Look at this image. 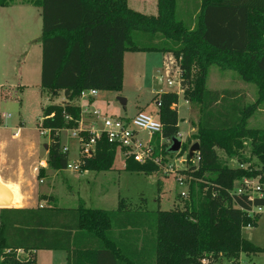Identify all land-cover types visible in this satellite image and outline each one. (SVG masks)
Instances as JSON below:
<instances>
[{
	"label": "trees",
	"instance_id": "trees-1",
	"mask_svg": "<svg viewBox=\"0 0 264 264\" xmlns=\"http://www.w3.org/2000/svg\"><path fill=\"white\" fill-rule=\"evenodd\" d=\"M15 3L0 0V6ZM20 3L39 7L43 18L41 91L51 99L64 94L62 103L42 107L40 127L49 130L48 163L52 169L68 168L70 155L62 149L61 131L79 125L81 92L91 88L123 90L127 51L175 56L188 88L186 98L201 111L194 134L201 148L198 164L188 169L190 198L182 207L153 214L82 203L67 208L1 207V264H32L38 249L65 250L67 264H200L203 257L218 259L220 254L232 257L264 251L242 234L244 227L258 224L261 214H250L249 209L264 206V195L251 200L231 192L246 177L260 176L264 182V128L248 126V119L264 101V0H201L192 31L176 16L177 0H158L156 15L133 9L128 0ZM196 54L200 72L191 93ZM213 63L235 69L244 81L255 83L258 99L244 106L238 100L244 97L240 90L208 88L207 70ZM178 100L174 90L158 95V118L168 139L180 132ZM244 138L251 140L252 155L260 165L221 166L217 150L235 156V148L244 146ZM191 145V139L186 140L178 153ZM162 146L164 153L177 154L168 151L170 144ZM117 150L116 144L101 138L95 152L83 158L82 169L111 170ZM187 159L192 163L189 154ZM130 160L136 166L127 168L146 173L159 169L154 162ZM18 248L30 252L27 261L17 258Z\"/></svg>",
	"mask_w": 264,
	"mask_h": 264
},
{
	"label": "rangeland",
	"instance_id": "rangeland-1",
	"mask_svg": "<svg viewBox=\"0 0 264 264\" xmlns=\"http://www.w3.org/2000/svg\"><path fill=\"white\" fill-rule=\"evenodd\" d=\"M22 1L16 0L14 5L0 6V156L7 153L12 158V169L15 175L21 165L25 167V174L35 190L34 199L30 201V204L31 202L36 204L39 197L38 191L52 182L51 178L43 179L42 182L40 179L50 173L58 172L54 182V193L58 199L56 205L59 207L78 205V191L79 195L86 199L87 206L95 208L117 210L121 201L120 208L123 210L153 214L158 210L170 209L177 205L184 206L186 200L190 198V179L187 176H184L186 184L185 181L182 183L179 181L176 173H165L163 169L146 173L127 168L135 167L136 164L119 149L115 153L112 168L109 171H88L87 169L77 171L73 168L54 170L49 166L50 137L48 133H42L40 127L43 120L42 107L51 103H62L64 94L61 93L59 97L51 99L47 93L41 91L42 43L38 47L37 43L41 41L42 15L38 7L20 3ZM128 4L133 9L146 14L158 13V0H128ZM200 7L201 0H177L176 16L190 31L195 27V16L200 11ZM197 58L196 54V60L192 65L194 83L190 88L191 93L194 91L200 72ZM168 61V57L159 51L127 52L123 90L121 92L99 90L93 102V109L97 107L109 116L118 117L133 115L137 110L142 109L158 117L157 102L160 89L178 90L177 86L168 85V78L164 71ZM207 72L208 87L239 88L245 93L244 97L238 99L244 106L258 99V86L255 83L247 84L243 81L237 70L223 69L213 63L208 67ZM119 97L126 99L125 105L121 103ZM80 99L82 105L90 101L88 97ZM186 99L185 93L179 91L178 113L182 125L181 131L184 134L183 142L191 134L190 128L194 125L199 126L201 114L200 108L192 101L188 103ZM229 99L230 97H227L226 101ZM190 115H192L191 126L188 123ZM19 126L21 131L18 136H15L14 133ZM248 126L264 128V101L248 119ZM61 141L62 145H68L70 162L75 164V160L80 158L78 139L71 135L70 129H64L61 131ZM243 141L245 144L242 148H235L237 153L235 156H230L222 149L217 150L221 166L260 165L257 156L252 155L251 140L244 138ZM189 149L181 152L182 154L165 156L164 163H174L179 174H188L189 166L198 163V160L194 158L192 163L188 162ZM160 152L159 147L156 154ZM43 157L47 158V167L38 171L40 178L29 165L40 162ZM240 158H244L245 161L239 160ZM66 179L69 181L67 182ZM242 234L254 244L264 248V213L261 214L256 226L244 227ZM36 252L37 264H67L65 251L38 249ZM233 260L242 264H264V251L251 254L243 252L232 257L220 254L214 264H229Z\"/></svg>",
	"mask_w": 264,
	"mask_h": 264
},
{
	"label": "built area",
	"instance_id": "built-area-1",
	"mask_svg": "<svg viewBox=\"0 0 264 264\" xmlns=\"http://www.w3.org/2000/svg\"><path fill=\"white\" fill-rule=\"evenodd\" d=\"M169 59L167 65L164 67L166 76L168 78V85L177 86L179 91L186 92L185 86L183 84V71L178 60L173 54L167 53ZM97 89H85L81 92V97L93 98L98 94ZM175 91V90H174ZM162 91L158 93L160 95ZM189 103V100L186 99ZM160 105V102H157ZM178 108V103L176 104ZM92 119L87 124L84 120L79 121V125L75 128H71V135L77 138L80 144V158L75 160V164L69 161L68 168H73L77 171H83L82 165L84 163V157L92 155L97 147L98 141L106 137L109 142L116 144L119 150H122L127 158H132L140 163L154 162L163 172H174L178 175L179 181L182 183L185 181V177L191 180L189 173H178L174 163L166 162L164 163L165 156L169 157V154L164 153L163 144H171L172 140L166 138L163 135V123L158 117L153 116L150 113L140 110L133 116H109L102 112L101 109L95 108L91 112ZM10 116V115H7ZM21 131V126L17 128L14 133L18 136ZM49 130L42 128V133L46 134ZM146 134V135H145ZM179 138L183 139V134L181 132L177 135ZM159 139V140H158ZM145 140L147 142H145ZM160 147L161 152L156 154L157 149ZM63 151L69 152L68 145H62ZM199 152V151H198ZM195 153L194 158L199 162V154ZM188 156V155H187ZM188 160V159H187ZM181 162L184 163L183 160ZM198 164V163H197ZM242 166V165H241ZM250 178L246 177L242 182L236 186L231 192L239 195H247L249 199L254 200L256 196L264 195V182H262L261 177ZM184 179V180H183ZM186 183V181H185ZM187 184V183H186ZM183 194L185 192L183 191ZM250 214H263L264 206H253L249 209ZM16 256L18 259L23 261L24 257L27 260L30 258V252L25 251L23 248H18L16 250ZM3 258H0V264ZM26 260V261H27ZM214 257H203L200 264H214ZM32 264H37L34 261ZM229 264H242L238 261H231Z\"/></svg>",
	"mask_w": 264,
	"mask_h": 264
},
{
	"label": "crops",
	"instance_id": "crops-1",
	"mask_svg": "<svg viewBox=\"0 0 264 264\" xmlns=\"http://www.w3.org/2000/svg\"><path fill=\"white\" fill-rule=\"evenodd\" d=\"M39 10H40V8H39ZM40 13H41V10H40ZM42 23H43V18H42ZM40 43H41V41H39L37 43V47L41 46ZM127 52H129V51H127ZM127 52L125 53V56H124V80H125V75H126L125 59H126ZM133 52H138V51H133ZM141 52L151 53L153 51H141ZM162 54L167 56V53H163L162 52ZM246 83L249 84V82H246ZM208 88H210V87H208ZM210 89H225V88H210ZM232 89L240 90L239 88H232ZM160 90H162V89H160ZM162 91H167V90H162ZM241 93H244V92L241 91ZM80 100L81 99H79L78 102H79V104L81 106V109H82V120H84V123L87 124L92 119L91 112L93 111V107H94L93 106L94 105L93 102L95 100V97L89 98L90 101L86 105H82L80 103ZM95 108H97V107H95ZM140 110H142V109L137 110V112L140 111ZM135 114H133V115H135ZM133 115H127V116H133ZM191 116L192 115H190L189 120H188V123H189L190 126L192 124L191 123L192 121H190ZM179 126H180V132L183 134V132L181 131L182 125H181V121H180V116H179ZM197 130H198V125L197 126L194 125V126H192L190 128L191 134L188 136V139L189 138L191 139L192 144L194 142L198 141V140H196L195 138L192 137L195 134L194 132L197 131ZM183 137H184V134H183ZM12 163H13V160L7 153H4V155L0 156V182L3 183L11 192V203L8 206H0V208L1 207L57 206L56 203H57L58 199H57V197H56V195L54 193V189H55L54 188V185H55L54 182L56 181V177L58 176L57 175L58 172L50 173L48 176H44V177H42V179H40V181L42 182L43 179L46 180L48 178L49 179L51 178L52 182L49 183L46 188H42V190L40 189L38 191V196L39 197H38V200H37L36 204H34L33 202H31V204H30V201H32L34 199V195H35L34 191L35 190L32 187V183L29 181V179L27 177V174H25V167H23L21 165L20 166V170L15 175V173H14V171L12 169ZM29 167H31L33 172H35L41 178V176L38 174V171L41 168L44 169V168L47 167V158L43 157V159L40 162H35L34 164L30 163ZM88 171H93V170H88ZM66 181L68 182L69 179H66ZM6 193L4 191H0V201H2L3 199H5L7 197ZM79 194H80V192L78 191L77 196H79L78 197L79 198L78 199L79 203H78V205H74L73 207H78L81 203L84 204L86 207H89L86 204L87 203L86 199L83 196H80ZM50 196H53L54 200H50L49 199ZM119 204H121V203H119ZM57 207H59V206H57ZM97 208H99V207H97ZM100 208H102V207H100ZM119 208H120V205L118 206V209ZM103 209H106V208H103ZM54 251H65V250H54ZM66 259H67V252H66Z\"/></svg>",
	"mask_w": 264,
	"mask_h": 264
},
{
	"label": "water",
	"instance_id": "water-1",
	"mask_svg": "<svg viewBox=\"0 0 264 264\" xmlns=\"http://www.w3.org/2000/svg\"><path fill=\"white\" fill-rule=\"evenodd\" d=\"M120 101L122 104L125 105L126 103V99L124 97H119ZM172 143L170 144V146L168 147V151L169 152H173V153H178L180 152V150L182 149V145H183V139L179 138L178 136H174L172 139ZM47 147V144H46ZM201 146L199 141L194 142L189 149V155L191 157H194L195 153L198 152L200 150ZM0 191H4L7 195V197L5 199H3L2 201H0V206H8L11 203V192L10 190L3 184L0 182ZM23 260H27V257H24Z\"/></svg>",
	"mask_w": 264,
	"mask_h": 264
}]
</instances>
